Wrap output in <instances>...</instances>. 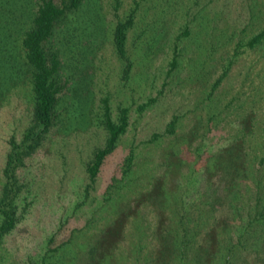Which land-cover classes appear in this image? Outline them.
<instances>
[{"label":"rangeland","instance_id":"rangeland-1","mask_svg":"<svg viewBox=\"0 0 264 264\" xmlns=\"http://www.w3.org/2000/svg\"><path fill=\"white\" fill-rule=\"evenodd\" d=\"M41 2L0 0V196L9 140L21 139L33 118L23 38ZM132 13L123 58L115 29ZM263 30L264 0H81L68 10L48 41L61 61L57 121L19 170V221L0 240V264H105L109 235L118 249L108 256L119 264L134 218L152 227L163 220L151 198L158 181L173 216L181 201L194 212L218 192L255 200V175L264 171V37L251 41ZM107 105L115 122L127 108L129 125L87 192V165L108 137ZM251 145L263 146L253 170ZM132 177L139 189L105 207ZM245 256L261 264L255 252Z\"/></svg>","mask_w":264,"mask_h":264},{"label":"trees","instance_id":"trees-1","mask_svg":"<svg viewBox=\"0 0 264 264\" xmlns=\"http://www.w3.org/2000/svg\"><path fill=\"white\" fill-rule=\"evenodd\" d=\"M80 2L81 0H70L69 4L60 5L55 0H42L34 25L23 38L27 59L33 68V118L21 139L12 135L9 140L10 150L3 167L4 185L0 196V212L3 216L0 224V240L11 232L19 221L18 198L21 192L19 170L25 166L27 158L41 146L57 121L56 109L60 88L56 77L61 61L57 53L50 51L48 41L59 19L68 10L77 7ZM133 22L132 13L129 19L120 21L115 29L116 47L123 58H127L128 30ZM263 37L264 30L254 37L251 44L259 42ZM130 70L131 64L127 66L126 74ZM128 125L127 108L122 109L119 122H115L111 117L109 106H106L108 137L105 145L95 151L92 161L87 165L90 179L87 192L94 187L106 159L116 149L117 142ZM170 125L173 126L174 123ZM262 149L263 146L250 147L252 157L247 164L249 167L251 164L252 170L255 168L253 159ZM130 154L127 166L124 167L125 175L128 177L134 166V156L133 153ZM211 158L216 159L215 156ZM255 179L256 197L251 202H246L247 199L243 195L224 200L218 192L213 202L196 205L194 212L188 211L187 206L181 201L182 206L175 210V216L171 212L172 203H169L163 183L156 182L154 189L151 190V198L158 202V208L163 210V220L152 227L135 217L129 230V236H133L131 244L119 246L121 253L119 264H193L192 261L195 259L205 260L202 264H238V261L243 259L241 264H254L249 263L248 257L245 256L249 250L255 252L257 262L264 264V171L262 169H259ZM137 181L135 177L129 178L119 190L109 193L104 206L119 200L120 195L129 192L130 188L139 189L140 183L137 184ZM221 211L224 212L221 214ZM208 219L214 222L210 224L211 226L208 225ZM110 236L112 235L108 236V242ZM125 236L128 237V234ZM108 242L106 246L102 242V246L105 247L101 248L100 259L104 260L107 256L105 264H113V255L109 257L108 252L117 251L118 247L110 248Z\"/></svg>","mask_w":264,"mask_h":264}]
</instances>
